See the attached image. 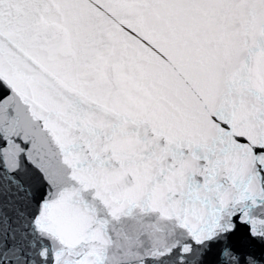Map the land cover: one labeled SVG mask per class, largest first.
I'll list each match as a JSON object with an SVG mask.
<instances>
[{"label":"snow or ice","instance_id":"1","mask_svg":"<svg viewBox=\"0 0 264 264\" xmlns=\"http://www.w3.org/2000/svg\"><path fill=\"white\" fill-rule=\"evenodd\" d=\"M0 264H264V0H0Z\"/></svg>","mask_w":264,"mask_h":264}]
</instances>
